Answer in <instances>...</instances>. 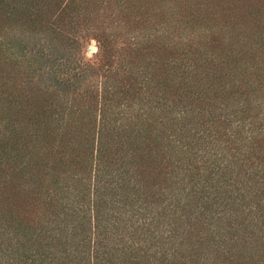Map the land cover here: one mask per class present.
<instances>
[{"label":"rangeland","instance_id":"1","mask_svg":"<svg viewBox=\"0 0 264 264\" xmlns=\"http://www.w3.org/2000/svg\"><path fill=\"white\" fill-rule=\"evenodd\" d=\"M251 5L264 7L259 0H0V134L12 120L23 126L27 112L29 134L50 126L64 156L73 154L46 157L42 148L39 169L20 174L30 151L22 156L17 137L0 141L1 154L14 151L0 165V264H264L260 247L243 244L248 175L264 177V102L249 110L234 92L241 80L261 79L238 88L264 95V67L256 68L259 57L238 33L244 20L255 22L244 13ZM58 68L74 81L55 82ZM199 79L207 92L197 89ZM105 82L114 90L103 92ZM134 126L156 154L148 189L120 192L102 181L93 195L99 129L122 134ZM85 136L91 147L82 154L76 146ZM248 141L256 142L254 155ZM78 151L85 164L62 166ZM117 158L123 172L110 176L125 174L141 188L131 176L135 164L120 165L117 155L112 164ZM78 170L86 177L81 199ZM14 193L28 208L31 242L14 228Z\"/></svg>","mask_w":264,"mask_h":264},{"label":"trees","instance_id":"2","mask_svg":"<svg viewBox=\"0 0 264 264\" xmlns=\"http://www.w3.org/2000/svg\"><path fill=\"white\" fill-rule=\"evenodd\" d=\"M260 3L264 4V0H259ZM264 8V7H257L256 5L253 6H247L246 10H245V6L240 7L239 9L242 10L244 9V13H246L247 15H252L254 16L255 22H253L252 20H244V22L240 25L241 28H239L240 31L242 32H238L240 35H243V40L245 41V44H243L245 50L247 52L251 51L252 55H257L259 58H257V60H259V64L256 65L257 69H260L262 66L264 67V43L261 41L264 38V17L261 16L260 14V9ZM243 12V10H242ZM261 16V17H260ZM244 19V16H242ZM234 35H239L236 33H233ZM231 34V35H233ZM251 55V54H250ZM137 69L142 68L139 64H136L135 66ZM60 69L58 68V70H54L53 69V73L54 76H56L55 82L58 79V83L63 84L68 82V83H72L74 81V77L75 75L73 74L72 71H66L64 72V70L62 72H59ZM257 72H255L256 74ZM258 75V74H257ZM60 79V80H59ZM201 79V78H200ZM199 80L196 81V87L199 90H204L206 91V87H203L204 85H207L208 82L206 83H199ZM237 81H239L237 79ZM255 82H263L261 79L257 80V81H247V80H241L239 81V87L242 88V86H246L247 88L251 89V85L255 84ZM57 84V85H60ZM238 86L236 87V90L234 91L235 93H240L241 96L243 97V103L244 105H248V109H252L255 110L257 108L260 107L261 103L264 102V95L262 100H257V97H255L254 99L252 98V96H254L253 92H256L255 89L249 90L250 92L241 90L240 88H238ZM233 87V85H232ZM64 89V87H63ZM103 90V92L108 93L114 90L113 88V84L112 83H108L105 82L103 87L101 88ZM210 91V90H209ZM207 92V91H206ZM264 92V91H263ZM262 92V93H263ZM211 93V92H210ZM251 95V96H250ZM194 96L193 92H188V94L185 96V98L190 99ZM258 99H261L260 96L258 97ZM31 100V99H30ZM31 101L28 100V102H25L26 105H24V109H26L25 107L29 105ZM15 105H23L24 102H20V101H15L14 102ZM253 103L256 104L255 107H253ZM22 111V110H21ZM28 111V110H27ZM12 113H14V116L19 118L20 114L16 112V108L12 109ZM22 120L20 123L23 124V126H20L19 128L17 127V123L15 120L10 121V126L11 128H7L6 127V132L0 134V141H5V140H11V139H15V137H17L15 139V141H21L20 144L23 145L22 147H24L26 150L24 151L23 155L24 156L26 154L27 158H28V153L30 151V159L31 161H25L23 160L17 168H19L20 170V174H21V170H28V166H35L37 168L35 169H39V162L41 160H43V158L45 159L46 157H48L50 154H53L54 151H57V155H61L63 154V156L61 157L63 158H67V157H71L73 154H69V150L66 149V155L64 150H62V146L58 145V142H63L62 139H60L61 141H59V136L58 138L55 137V135H51L50 132V126H48V128L46 127H42V125L37 124L36 128L41 129V127L43 128V134L40 133H35L34 134H29L28 130L30 128V123L32 120V115H28L27 112L26 113H22ZM31 129V128H30ZM33 130L31 129V132ZM38 131V130H36ZM106 132H110L107 127L106 130H104V128H100L99 129V137L98 140L96 142V147L94 148V153H95V164H93L92 168H93V195L95 193H99L100 190L103 188L102 184H100L102 181L104 182H108L110 181L109 185L112 184V182H115L118 184V190L120 192H126L127 189H136L138 192H140L142 189H145V187L148 189V182L153 180V175L154 172L156 170V168L158 167L157 164H155L156 161V154H154V151L152 149V147L150 148V145L148 144V139L149 137L146 136V132L141 129V128H136L135 126L133 127L131 133H128V131L126 129H122V134L119 132H110L108 135ZM7 134V135H6ZM8 136V137H7ZM104 136H107V139H104ZM85 138L82 139V144L78 143L77 144V148L78 150L82 151L81 153L83 154L84 152H86L89 149L90 143L88 138L85 136L83 137ZM103 138V140H102ZM14 141V144H15ZM76 142V140H75ZM62 144V143H61ZM248 145H246L245 147L247 149L252 148L250 154L254 155V150H253V145L256 144L252 143L251 141L247 142ZM252 144V145H251ZM91 147V146H90ZM93 147V145H92ZM6 148V146L4 147V149ZM42 148H48V155H46V157L44 156V151L42 153ZM9 154L6 155L7 157H4L5 155L1 154L4 151L0 152V165L4 164L3 162H1L2 160L5 161H11V156L14 155V151L9 149ZM74 148H70V152L73 153ZM80 151L77 152V154H75V157H77V161L75 162H69L67 164L63 163L62 166H67L69 164H75L76 169L77 163H84L85 164V157H82L79 154ZM114 155L120 156L122 164L125 166V164H128V161L130 164H135L132 174L131 176L133 177V179L135 180L136 183L140 184L141 182V188L138 187L136 188L135 185L131 186L128 184V180H126L122 175L125 174H119L116 177H112L110 175H112L113 173H122L124 167L122 168L121 166H117L118 165V158L117 160H115V164L113 163V157ZM26 159V158H23ZM33 159V160H32ZM62 159L60 160V163L62 161ZM69 160H71L70 158H67ZM117 161V163H116ZM25 162V164L23 163ZM5 165V164H4ZM116 165V166H115ZM150 168V170H149ZM119 171H118V170ZM127 171H129V169H127ZM79 175L80 177L77 178L76 182V188L75 191H77L79 193V195H77L76 197L78 199H81L84 196V192H85V186H83L82 191L81 187L83 182H85L86 177H83L82 180V176L84 173H81L79 170ZM261 170L259 171H255V173L253 174L252 177H250V175H248V180H250L251 183H253L252 187L253 190L250 192V194H248L246 196V205H245V209H247V211L249 212L245 217H244V221L246 220V224L243 225V229H244V240H243V244H246V246H250L252 244H255L256 247H260L257 248L258 251L261 250V252L264 254V177L262 174H260ZM128 174V173H127ZM255 177H258V180H255ZM116 178V179H115ZM98 181H96V180ZM140 179V180H138ZM145 194L144 191L142 192V195ZM120 195V194H118ZM21 196V193H20ZM10 199V205L9 207H13L15 208L17 206V210L16 212V226L14 227L16 230L18 231H23L22 234H20L21 239L25 242H31L32 241V235L33 233H29L28 230L30 229L29 227V219H28V208L25 204L16 201L19 196L17 194H13L11 197L8 196ZM75 198V197H73ZM7 202V201H6ZM263 203V204H262ZM79 200H75L74 201V208L75 206H79ZM251 206V207H250ZM100 207V200L97 201L96 203L93 204V209L95 208L96 214L93 216V220H97L99 219V211L98 208ZM11 213V210H9ZM74 217H79L78 216V212H76ZM97 228V227H96ZM73 229H76V227H74ZM73 229H71V233H73ZM15 230V231H16ZM61 229H58V232ZM16 231V232H18ZM75 237V238H74ZM73 238H70L71 240L76 239V234ZM65 239H68V235H66L64 237ZM58 241H61L60 239ZM81 241V240H80ZM29 246V245H28ZM76 251V250H75ZM94 259H95V255H94Z\"/></svg>","mask_w":264,"mask_h":264},{"label":"water","instance_id":"3","mask_svg":"<svg viewBox=\"0 0 264 264\" xmlns=\"http://www.w3.org/2000/svg\"><path fill=\"white\" fill-rule=\"evenodd\" d=\"M90 50H91V51H94V49H92V48H91Z\"/></svg>","mask_w":264,"mask_h":264},{"label":"clouds","instance_id":"4","mask_svg":"<svg viewBox=\"0 0 264 264\" xmlns=\"http://www.w3.org/2000/svg\"><path fill=\"white\" fill-rule=\"evenodd\" d=\"M90 55V54H89Z\"/></svg>","mask_w":264,"mask_h":264}]
</instances>
